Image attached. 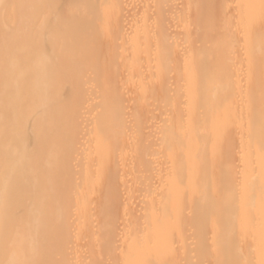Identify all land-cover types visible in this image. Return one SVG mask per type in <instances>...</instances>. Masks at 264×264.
I'll return each mask as SVG.
<instances>
[{"label": "bare ground", "instance_id": "1", "mask_svg": "<svg viewBox=\"0 0 264 264\" xmlns=\"http://www.w3.org/2000/svg\"><path fill=\"white\" fill-rule=\"evenodd\" d=\"M0 264H264V0H0Z\"/></svg>", "mask_w": 264, "mask_h": 264}]
</instances>
